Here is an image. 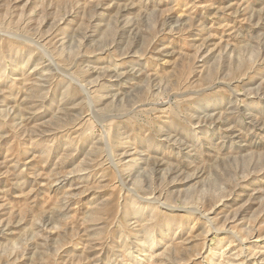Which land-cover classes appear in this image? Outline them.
<instances>
[{"label":"rangeland","instance_id":"1","mask_svg":"<svg viewBox=\"0 0 264 264\" xmlns=\"http://www.w3.org/2000/svg\"><path fill=\"white\" fill-rule=\"evenodd\" d=\"M0 264H264V0H0Z\"/></svg>","mask_w":264,"mask_h":264}]
</instances>
